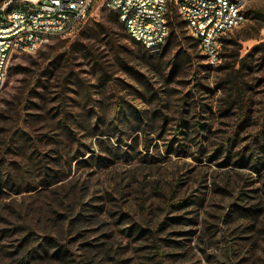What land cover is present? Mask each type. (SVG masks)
<instances>
[{
	"label": "rangeland",
	"instance_id": "374dc122",
	"mask_svg": "<svg viewBox=\"0 0 264 264\" xmlns=\"http://www.w3.org/2000/svg\"><path fill=\"white\" fill-rule=\"evenodd\" d=\"M105 1L74 32L11 60L0 264H264V166L235 165L264 137V0H246L216 66L180 16L156 54Z\"/></svg>",
	"mask_w": 264,
	"mask_h": 264
},
{
	"label": "built area",
	"instance_id": "2783aa9c",
	"mask_svg": "<svg viewBox=\"0 0 264 264\" xmlns=\"http://www.w3.org/2000/svg\"><path fill=\"white\" fill-rule=\"evenodd\" d=\"M94 0H0V92L9 78L12 58L36 51L45 39L74 32ZM127 32L152 53L169 36L170 7L197 40L209 66L221 61V38L244 23L246 0H106Z\"/></svg>",
	"mask_w": 264,
	"mask_h": 264
},
{
	"label": "trees",
	"instance_id": "16d2710c",
	"mask_svg": "<svg viewBox=\"0 0 264 264\" xmlns=\"http://www.w3.org/2000/svg\"><path fill=\"white\" fill-rule=\"evenodd\" d=\"M95 1L96 0H94L93 3ZM93 3L91 4V6L89 8L88 14L91 12ZM110 13H111V16L115 17L123 25V23L120 21L119 16H118V14L116 12L110 10ZM178 16L179 15L174 11V8L171 6L170 10H169V13H168V23L172 27V30H171V32L169 33V36H168L167 47L170 46V43H171L172 39L175 37L174 33H175V28H176L177 23H178V21H177ZM255 18L262 20L264 18V16L258 15V16H255ZM123 27H124V25H123ZM124 29L127 32L125 27H124ZM222 39H224V35L222 36L221 41H222ZM248 39H251V34H248V35L240 38L241 41H245V40H248ZM132 40H133L134 43H138L134 39H132ZM79 41L80 40L78 39V40H75L73 42V44L71 46L72 50H76L77 52L81 51V47L80 46H83V45L79 44L80 43ZM226 43H228V42H226ZM262 45H264V42L262 44H260V45L259 44L256 45L255 49L259 48ZM223 56H222V50H221V61H222V57ZM225 57H228V56H225ZM229 57H232V56H229ZM238 57H239V55L236 56V58H238ZM245 58H246V56L241 58V60H244ZM62 60H63V58H57V63L58 64L62 63ZM42 61H44V59ZM38 65L39 64H37L36 66H33V67H38ZM31 68H32V66H29L27 68H22L23 69L22 73L24 75V80L25 81L26 80L29 81V79H31V77H33V73L34 72L31 70ZM25 92L26 91L24 89L19 90L16 99H18V98L20 99V98L24 97ZM119 108H120V106H119ZM179 125H180V127H183L181 124H179ZM181 130L182 129H179V131H181ZM222 152H223V146H220L218 148V150H217V154L222 153ZM227 152L230 153V150H227ZM216 155H214L213 157H210V159H213ZM229 157L230 156L228 154L226 159H225V161L223 163H221L220 165H224V166L228 165L229 164ZM263 159H264V137L261 134H257L253 138V140H252V142L250 144L249 153L247 152V150H245V148H243V151L241 152V155L238 158V160H236L235 165H237L239 167H248L249 165L251 166V162H252L253 163V166H251L252 169H255L256 171H260L261 167L264 166ZM188 204H189V200L185 199L184 201L176 202V204H173V205L181 207V206H186ZM176 220H178V219H176ZM186 221H191V220L186 219Z\"/></svg>",
	"mask_w": 264,
	"mask_h": 264
}]
</instances>
